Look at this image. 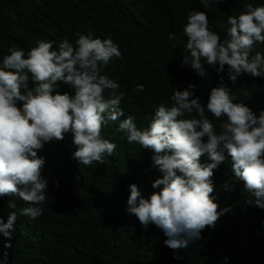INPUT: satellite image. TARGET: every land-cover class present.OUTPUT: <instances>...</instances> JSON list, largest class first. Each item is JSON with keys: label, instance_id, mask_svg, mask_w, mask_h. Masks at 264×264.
<instances>
[{"label": "trees", "instance_id": "1", "mask_svg": "<svg viewBox=\"0 0 264 264\" xmlns=\"http://www.w3.org/2000/svg\"><path fill=\"white\" fill-rule=\"evenodd\" d=\"M245 4L255 7L264 0H209L207 9L200 0H0V57L12 46L27 52L38 40L53 41L55 48L62 37L74 42L76 33L110 37L121 55L111 57L101 74L124 92L123 114L117 121L132 115L138 127L147 126L156 105L168 103L172 88L179 91L188 84L194 85V96L204 104L218 76L239 102L258 115L264 110V78L241 74L229 82L224 74L227 66L217 73L206 64L207 74L199 78L181 65L188 54L182 27L190 10L206 12L208 28L224 40L227 17L244 11ZM169 32H174L173 40L167 39ZM255 51L264 54V43L254 44ZM57 84V92L72 94L68 85ZM137 84H143L142 92L133 90ZM206 115L214 126L223 119ZM116 126L111 121L100 129L116 144L103 163L78 164L71 156L70 136L37 151L44 160L40 174L47 181L41 215L29 220L19 215L26 202L0 197V222L17 211L9 247H4L6 238L0 235V257L7 253L8 264H264V209L244 203L249 194L243 182L232 177L227 158L213 170L209 195L215 197L218 211L229 210L185 248L169 249L159 228L142 227L127 214V186L134 183L147 198L159 190L151 183L160 173L151 166L150 151L127 143ZM198 159L210 162L204 155ZM225 182L228 189L222 187ZM10 199L15 209L7 208ZM176 255L182 258L175 259Z\"/></svg>", "mask_w": 264, "mask_h": 264}, {"label": "clouds", "instance_id": "2", "mask_svg": "<svg viewBox=\"0 0 264 264\" xmlns=\"http://www.w3.org/2000/svg\"><path fill=\"white\" fill-rule=\"evenodd\" d=\"M200 4L207 9L209 0ZM244 9L227 17L224 40L208 28L206 12L190 10L182 27L188 54L181 65L199 78L207 74L205 64L217 73L227 66L229 82L241 74L264 78V54L253 52L254 44L264 43V4H245ZM75 35L74 42L62 37L55 48L50 40H38L27 52L12 46L0 57V197L26 202L19 208L20 216L36 219L45 200L47 181L40 174L44 160L37 151L70 136L71 156L78 164L103 163L116 148L100 134L111 121L117 122L115 131L127 143L150 151L151 166L160 173L151 183L159 190L147 198L134 183L127 186L125 211L142 227L159 228L169 249H183L199 240L201 230L211 228L229 210L218 211L215 197L209 195L213 170L226 158L232 177L242 181L249 194L244 203L264 209V110L254 115L218 76L204 104L194 96V85L188 84L179 91L172 88L168 103L156 105L147 126L138 127L132 115L117 121L123 114L124 92L101 74V68L111 57H120L118 47L110 37ZM174 35L169 32L167 39ZM57 82L68 85L72 94L57 92ZM133 90L142 92L144 86L137 84ZM206 113L223 119L214 126ZM202 155L210 162L201 163ZM222 187L228 189L229 182ZM6 206L16 208L11 199ZM16 216L17 211H10L0 222L5 248ZM0 264H8L7 253Z\"/></svg>", "mask_w": 264, "mask_h": 264}]
</instances>
